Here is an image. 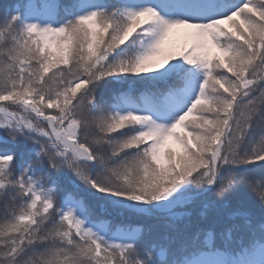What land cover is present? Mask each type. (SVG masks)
<instances>
[{"label":"snow or ice","instance_id":"1","mask_svg":"<svg viewBox=\"0 0 264 264\" xmlns=\"http://www.w3.org/2000/svg\"><path fill=\"white\" fill-rule=\"evenodd\" d=\"M0 132V264H264V0H18L0 15ZM81 185L180 219L178 246L94 220ZM245 188L258 223L249 208L225 227L210 193ZM200 202L218 233L175 211Z\"/></svg>","mask_w":264,"mask_h":264},{"label":"trees","instance_id":"2","mask_svg":"<svg viewBox=\"0 0 264 264\" xmlns=\"http://www.w3.org/2000/svg\"><path fill=\"white\" fill-rule=\"evenodd\" d=\"M17 2H18V0H0V8H2V10H3L6 4H9V6H10V5H13V4L17 3ZM110 2H114V0H110ZM23 143H28V142H26L24 140ZM30 147H31V145L29 143L27 148H26V150L22 151V153L18 152L15 149L14 150L16 151L18 156L23 154L24 158H27L28 149ZM56 174H53L52 178L57 181V184H58L59 189H60V196L61 197L63 196V194L66 191H74V189H73V180H71V179H74V177L70 173H68L66 170H62L60 173H56ZM253 179L259 180L260 177H259L258 174H255L253 176ZM246 190H247V188H245L243 191L227 193L229 198H231L234 194H237L239 196L244 197L249 202L248 205L246 204L247 202L246 203H243V202L238 203L236 205V207L232 210V212L244 211V210H247V209L251 208L255 212V221L258 223V221H259V210H260L261 205H260L258 199L255 198V195L251 191H249V190L246 191ZM79 191L80 192H78V194L84 196L85 199L88 200V203L90 204V206L92 208L93 219L94 220L107 222L108 226L110 227V229L112 231H114L117 227H120V226H130V227H135L138 230H142V232L144 233V229L142 227L143 224L139 223L138 221L125 220L122 217H117L115 214H112V213H110L107 210L99 211V212L104 213L103 216L97 214L94 211L95 209H97L99 207V203L97 202V200L92 199L91 197H89L88 192L82 191L80 189H79ZM212 193H214V192H212ZM212 193H210V194H212ZM197 204L198 203L190 204V205H187V206L197 205ZM203 208H204L203 212H201V213H199L197 215H193L192 217H185V218H183V221L184 222H190L193 225L194 229L196 227H203V228H209L210 227V228L213 229V231H216L218 233L220 229L216 228L215 221L217 219L219 207H213V206L211 207L210 204H209L208 207H205L203 205ZM2 213H3V205L0 208V218H1ZM227 213H228V211H226L224 213V216H223V221H224L225 227L230 226L232 223L239 222V221L229 220L227 218ZM4 215H5V213L3 214V216ZM123 216L126 217L127 215H123ZM143 216H147V215H143ZM138 218L140 219L142 217L140 215H138ZM162 223H163L164 227L168 226L173 231H175V229L170 226L173 223L175 224L176 227H182V221L181 220H176V221L173 222V221H170L169 219L166 218V219L163 220Z\"/></svg>","mask_w":264,"mask_h":264},{"label":"rangeland","instance_id":"3","mask_svg":"<svg viewBox=\"0 0 264 264\" xmlns=\"http://www.w3.org/2000/svg\"><path fill=\"white\" fill-rule=\"evenodd\" d=\"M3 12H4V10H2V8H0V15H2ZM0 135H3V132H0ZM23 141H24L23 139L18 140L17 143L14 146V149L17 150L20 153H22V151H25L27 146H28V144H29V143H23ZM71 180H74V179H71ZM79 189L82 190V191H86L87 192V190L84 188L83 185H81ZM255 198H256V196H255ZM210 201L227 203L228 204V209H227L228 212H232V210L240 202H243V203L247 202L246 204L247 205L249 204L247 199H245L244 197L239 196L237 194H234L231 198H229L227 193L225 194L224 197H219V196H216L215 192L210 194ZM97 202L99 203V207L97 208L98 210L97 209L94 210L95 212L102 213V212H99V211L107 210L110 213L115 214L117 217H122L124 219H128L127 217L123 216V215H127V213H120L119 211L112 210V209L106 208V207H102L103 201L97 200ZM1 204L2 203H0V208L2 206ZM203 205H204V203L200 202L197 205H191V206H186V207H183V208H177L175 211H176L177 214H180V213H191L190 216H185V217H192L193 215H197V214H199V213L204 211ZM210 206L211 207L212 206L213 207H219V204L210 203ZM3 214H4V209H3V213L1 215L0 221H2L4 219L5 215L3 216ZM141 217L142 218H140V219H137V218H134V219H137L139 222L144 223L145 227H147L146 236L143 237V243H145L146 241H151L154 238H157L158 235H159L160 230L163 227V225L160 224L159 221H160V219H166V218L162 217V216H154V215H147V216H141ZM185 217H183V218H185ZM177 220H180V219H177ZM169 237H170V235H168V238ZM142 247H143V245H142Z\"/></svg>","mask_w":264,"mask_h":264}]
</instances>
